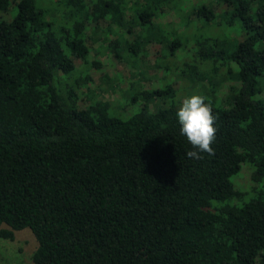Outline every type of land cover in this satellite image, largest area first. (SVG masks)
Masks as SVG:
<instances>
[{
    "label": "trees",
    "instance_id": "obj_1",
    "mask_svg": "<svg viewBox=\"0 0 264 264\" xmlns=\"http://www.w3.org/2000/svg\"><path fill=\"white\" fill-rule=\"evenodd\" d=\"M0 12L1 238L30 229L33 264H264V0H0ZM200 21L241 39L196 34ZM98 41L137 75L142 45L160 42L155 64L176 81L131 84L111 105L88 85ZM180 76L217 117L202 160L180 133Z\"/></svg>",
    "mask_w": 264,
    "mask_h": 264
},
{
    "label": "rangeland",
    "instance_id": "obj_2",
    "mask_svg": "<svg viewBox=\"0 0 264 264\" xmlns=\"http://www.w3.org/2000/svg\"><path fill=\"white\" fill-rule=\"evenodd\" d=\"M1 13V12H0ZM9 17H11V13H9ZM51 17V16H50ZM171 16H167L162 19V23L166 25L167 22L171 21ZM5 19V18H4ZM198 21V20H197ZM201 26L200 31L197 33H203L205 35H215L220 39H224L226 36L229 38H234L235 40L241 39V34L236 29H232L231 27H225L223 25H215V24H202L198 22V26ZM173 28V27H172ZM174 29V28H173ZM179 34V36L183 35V32H175V35ZM172 35V37H175ZM132 38V36H130ZM132 40V39H131ZM193 42V41H192ZM89 45L92 47V50L89 53V59L93 60L94 58L101 62V68L91 67L88 70V74L91 77V81L88 82L90 88H98L100 91L99 98L103 100H107L111 102V105H114L113 100H117L121 97V92L125 89L129 88L131 84L145 87H156L165 82H175L177 77L174 76H162L160 74V68H158L155 64L157 59H162L165 54V47L163 44L157 41H150L149 43H145L142 45V51L139 56L141 62L138 64V70L142 74H135V69L132 68L131 65V57L125 58H117L113 55L108 54L104 49H101L98 53L94 50L98 47L99 41L92 43L89 42ZM191 45V44H190ZM190 52L186 49L182 51H177L175 53L174 61L180 63L179 60L184 58L183 60H187L190 58ZM163 56V57H162ZM170 61L171 59L168 58ZM177 63V64H178ZM75 64L77 67L82 68L81 61L79 59L75 60ZM205 81L204 83L208 86L206 81L207 77L210 76V73L202 74ZM144 76H150L149 80L144 78ZM180 79L183 81L186 79L183 76H180ZM259 86L261 88V92L257 93L255 98L262 99L264 102V77L259 78ZM54 83H59L58 79L54 77ZM167 84V83H166ZM177 99L181 98L183 101L186 97H190L193 94H201L203 95V91L197 89L196 86L191 87V83L186 79L185 82H177ZM112 87V88H111ZM217 91L219 96H222V93L226 92L225 86H222ZM204 96V95H203ZM130 113L135 111V107L126 108ZM120 115H125L123 110H118ZM250 180V171L242 168L235 178V182L237 186L244 188L246 184ZM37 245L36 239L33 236L30 229L25 228L14 233V239H3L0 237V264H33L31 260V254L35 250Z\"/></svg>",
    "mask_w": 264,
    "mask_h": 264
},
{
    "label": "clouds",
    "instance_id": "obj_3",
    "mask_svg": "<svg viewBox=\"0 0 264 264\" xmlns=\"http://www.w3.org/2000/svg\"><path fill=\"white\" fill-rule=\"evenodd\" d=\"M181 135L187 138L192 150L186 152L190 159L202 160V153L214 155L212 147L216 140L217 128L214 126L217 117L212 107L206 103V97L193 94L186 97L176 112Z\"/></svg>",
    "mask_w": 264,
    "mask_h": 264
}]
</instances>
